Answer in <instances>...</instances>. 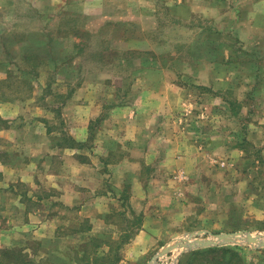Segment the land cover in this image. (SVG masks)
<instances>
[{"label":"rangeland","instance_id":"obj_1","mask_svg":"<svg viewBox=\"0 0 264 264\" xmlns=\"http://www.w3.org/2000/svg\"><path fill=\"white\" fill-rule=\"evenodd\" d=\"M66 1L26 0L27 9L3 8L0 73L10 77L0 81V105L5 101L32 104L29 94L34 92L33 99L48 113V121L58 124L62 116L55 110L67 93L105 92L104 104L113 99L109 102L125 105L134 103L133 92H171L176 96L171 101V135L185 133L184 121L187 125L205 122L211 128L201 127V138L192 139L191 149L199 157L188 162V171L172 164L175 170L167 176L176 188L173 199L189 205L185 229L180 226L178 238L165 246L170 250L163 254L164 247L154 250L135 264H177L186 252L184 245L195 240L217 244L193 250L231 249L243 254L245 264H264V249L247 243L244 236L250 233L264 240V34L255 42L253 38L257 46L250 48L243 31L232 34L227 15L194 0L180 6L169 0V9L159 5L164 1L155 0V16L138 18L115 17L121 1L104 2L112 6L104 9L102 18L87 16L88 11L99 12L97 2L90 10L81 0ZM125 7L134 8V0L122 3L118 12L127 13ZM6 20L10 32H3ZM243 24L240 28H246ZM114 92L123 93L114 97ZM103 117L92 122L94 131H101L97 124ZM13 121L18 129L20 119ZM12 123L0 114V156L10 148L3 140ZM13 130L17 135L23 131ZM194 130H188L189 136ZM171 151L180 155L177 143ZM34 174L27 178L35 180ZM18 183L20 194L5 197L11 209L0 213V249L24 248L36 264L72 262L79 240L72 231L82 222L75 220V210L60 203L49 205L46 185L36 187L43 202L34 203L30 191L35 190V182ZM20 195L24 209L16 208ZM49 218L58 221L56 229L49 224L40 228L38 221ZM237 233L239 238L232 242L217 238ZM95 234L107 240L101 252L112 256L121 239L112 240V234L101 231ZM118 253L117 264H122L124 255ZM129 260L125 264H134Z\"/></svg>","mask_w":264,"mask_h":264},{"label":"crops","instance_id":"obj_2","mask_svg":"<svg viewBox=\"0 0 264 264\" xmlns=\"http://www.w3.org/2000/svg\"><path fill=\"white\" fill-rule=\"evenodd\" d=\"M81 1L82 6L90 10L96 2L98 6L101 4L98 13L88 11L89 17L93 15L102 18L106 16L104 9L112 6L104 3L109 0ZM114 1H121L117 3L121 6L133 0ZM161 1L164 2L159 5L171 8L169 0ZM175 1L178 6L188 2ZM194 1L207 4L218 15H227L228 25L231 26L228 28L232 34L238 35L243 31L246 39H249L250 48L257 46L252 40L254 38L255 42L264 34V0H217L216 3L214 0H208V3L207 0ZM27 5L26 0H0V15H5L2 14L4 7L27 9ZM120 6L115 17L155 16V0H134V8H124L127 13L118 12ZM8 22L5 21L3 32L12 31L7 28ZM242 23L246 28H240ZM6 75L5 72L0 73V81H4ZM121 93L114 92V97ZM29 96L32 104L5 101L0 105L2 118L8 124L13 122V129L23 130L18 131L17 135L12 129L4 135L3 142L9 144L10 148L3 147L5 151L2 150L0 156V213L11 209L5 197L11 193L15 196L20 194L18 182L34 181L35 190L30 191L32 198H28L34 203L43 202L39 192L36 193V187L46 185L51 194L49 205L60 203L67 210L73 209L77 218L75 220H87L92 225L91 231L82 233L84 237H101L102 234H95L100 231L112 234V240L128 237L120 250L124 255L122 264L128 263V259L135 264L140 258L178 238L180 226L183 229L186 227L190 209L189 205H180L173 199L176 188L167 181V176L175 170H171L173 165L188 171V162L199 157V153L191 149L192 139L196 138L195 142L200 139L202 128H211L209 124L194 121V124L187 125L184 121L185 133H179L178 130V135H171V101L176 98L171 92H133L134 103L125 105L110 103L113 99L104 104L105 92L82 89L80 92L67 93L60 108L55 110L62 116L58 124L48 121V113L43 112L39 103L33 99L36 98L34 92H30ZM95 97L98 99L94 100ZM30 112L35 114L28 119ZM102 117L104 119L97 124L101 131H94L92 122ZM15 118L20 119L18 129L13 121ZM192 127L195 129L194 135L189 136L188 130L192 131ZM212 138L213 135L210 136ZM171 139L178 144L177 152L180 155H173L171 147L175 143ZM71 140L75 146L70 145ZM32 171L35 172V180L27 178ZM186 177L184 175L185 180ZM192 187L189 191H192ZM19 198L21 195L15 198V204L18 205L16 208L24 209ZM59 217L64 222L62 214ZM119 218L121 220L118 222ZM50 219L46 222L39 220L40 228L49 224L55 230L58 221L50 222ZM7 223L8 220L3 221L4 225ZM116 224L121 225V228L115 227ZM185 250L177 264H185L187 255L195 251Z\"/></svg>","mask_w":264,"mask_h":264},{"label":"trees","instance_id":"obj_3","mask_svg":"<svg viewBox=\"0 0 264 264\" xmlns=\"http://www.w3.org/2000/svg\"><path fill=\"white\" fill-rule=\"evenodd\" d=\"M7 77H10L9 74ZM69 143L70 145L75 146V143L72 140L69 141ZM86 223L87 227L84 226ZM89 226L88 221L83 220L79 226L73 228L74 230L72 233H74V235L76 234L80 241L77 240L78 245L73 249L74 257L72 258V262H65V264H117L119 260L118 252L128 241V235L126 236L127 238H123L120 242L116 243L115 247L113 246L114 254L111 256L110 253L101 252L103 247L106 246L105 241L107 240H104L102 237L94 236L86 238L82 235V233H88L91 231V226ZM88 245L91 246V250H88ZM210 255L211 257L208 258ZM187 257L188 258L185 264H245L244 259L237 252L224 248H206L204 250H195L191 251ZM0 264L36 263L24 253V248H20L15 250L0 249Z\"/></svg>","mask_w":264,"mask_h":264},{"label":"water","instance_id":"obj_4","mask_svg":"<svg viewBox=\"0 0 264 264\" xmlns=\"http://www.w3.org/2000/svg\"><path fill=\"white\" fill-rule=\"evenodd\" d=\"M240 236V233L237 234H229V235H220L218 236V240L220 241H227V242H232L234 239H238ZM245 240L247 243L249 244H257L258 246L264 247V240L262 238V236H258V237H253L250 233H245ZM217 243L211 241V240H207V241H198L195 240L194 242H190L188 243V245H184V248L187 249H195V248H199V247H209L212 245H216ZM176 247V246H175ZM171 247H164L161 251L160 254L165 253L166 251L170 250ZM158 256V255H157Z\"/></svg>","mask_w":264,"mask_h":264}]
</instances>
